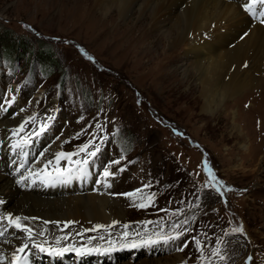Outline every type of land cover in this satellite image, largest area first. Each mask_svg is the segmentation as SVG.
Listing matches in <instances>:
<instances>
[{
	"label": "rangeland",
	"instance_id": "rangeland-1",
	"mask_svg": "<svg viewBox=\"0 0 264 264\" xmlns=\"http://www.w3.org/2000/svg\"><path fill=\"white\" fill-rule=\"evenodd\" d=\"M33 1L0 0V109L12 112L16 134L41 130L45 150L78 152L83 163L99 149L91 159L95 182L111 179L114 193L108 185L102 193L121 197L129 205L126 222L145 229L135 235L121 226L110 238L91 237V224L58 225V233L79 236L71 251L69 243L51 246L65 251L56 264H264V125H251L240 101L203 114L198 92L187 97L189 84L179 88V59L167 72L179 74L174 82L149 77L99 34L97 19L64 9L62 0ZM47 52L54 62H43ZM253 104L252 120L264 122V98ZM233 120L240 135L231 130ZM106 168L113 175L104 177ZM85 234L113 242L89 247ZM148 238L161 242L143 243ZM85 248L91 249L79 255L76 249ZM43 253L34 264H53Z\"/></svg>",
	"mask_w": 264,
	"mask_h": 264
},
{
	"label": "bare ground",
	"instance_id": "bare-ground-1",
	"mask_svg": "<svg viewBox=\"0 0 264 264\" xmlns=\"http://www.w3.org/2000/svg\"><path fill=\"white\" fill-rule=\"evenodd\" d=\"M27 1L34 3L33 0H21V3ZM42 1L54 5L58 0ZM248 3L251 0H62L64 9H78L88 18L97 19L99 34L106 35V40L122 49L149 77L156 78L160 74L165 81H172L173 77L176 80L179 74L173 76L167 72L179 59L178 64L182 63L179 88L189 84L190 89L184 93L187 97L198 92L203 114L211 117L240 101L245 117L251 119L247 121L255 127L264 125L261 120L253 121L250 115L255 107L253 103L264 98V27L261 26L264 17L253 16L245 10ZM256 11H264V7L257 5ZM263 112L262 108V117ZM12 115L0 109V132H3L0 134V264H15L24 256L28 264H34L35 257L46 252H40L35 245L57 247L63 242L69 243V249L71 244L77 243L79 233H73L75 238L69 233H58V225L72 228L91 224V237L104 234L111 238L121 226L131 229L135 235L145 231L126 222L129 205L122 204L121 197L102 193L105 185L109 187L108 193H114L111 179L95 182L90 155L84 158L88 161L83 167L85 171L80 173L76 168V173L67 180L81 161L75 163L78 159L72 156V162L61 158L57 164L60 152L51 147L45 150L41 130L16 134L19 125L8 123ZM233 116L235 119V114ZM230 127L240 135L241 129L235 120ZM22 135L24 138L20 137ZM30 140L33 142L28 144ZM39 149L44 150L39 153ZM241 149L247 152L249 148L243 145ZM37 153L41 154L38 158ZM57 169L58 175L49 176L48 172L54 173ZM25 177L27 179L21 183ZM9 216L18 219L21 227L9 223ZM97 225L105 227L97 228ZM150 231L156 233L155 229ZM90 236L83 237L89 247L102 240ZM111 241L106 238L99 245ZM25 244L27 248L22 255L17 250ZM90 249L76 250L80 255ZM55 257L50 259L53 264H56Z\"/></svg>",
	"mask_w": 264,
	"mask_h": 264
},
{
	"label": "snow or ice",
	"instance_id": "snow-or-ice-1",
	"mask_svg": "<svg viewBox=\"0 0 264 264\" xmlns=\"http://www.w3.org/2000/svg\"><path fill=\"white\" fill-rule=\"evenodd\" d=\"M257 5H260L262 7H264V0H251V3H248L245 5V8L246 10L251 13L253 16H256V15H259L260 17H264V11H260L259 13H257L256 11V6ZM262 23H264V19L261 20ZM22 127L21 126V130H22ZM90 145L86 144L84 145L82 148L79 149L80 152H83L85 151ZM96 151H99V149H96ZM96 151H93L91 153H89L90 156H95L96 155ZM79 153H57V164L59 163V160L61 158H64L66 160H68L69 162H72L71 161V158L72 156L74 155H78ZM75 163L79 164L80 161H75ZM84 164H87L88 161L87 160H84L83 161ZM113 163H120L119 160L117 161H113ZM47 167V165H46ZM122 170V169H121ZM57 171H59V169H57ZM104 177H108V176H111L113 175V173H111L107 168L104 170V173H103ZM209 175L211 177V179L214 181L216 180V177L212 174L211 170L209 169ZM24 179H27V177L23 178L20 182L23 183L24 182ZM219 190V189H218ZM222 194V193H221ZM125 195H128V196H131V197H134L136 195V193H127ZM0 203H2V201H0ZM140 207H144L145 205L141 204L139 205ZM8 220H9V223H13L15 224L16 227H21V225L19 224V221L18 219L17 220H13V218L11 216L8 217ZM115 223V222H114ZM97 228H101V227H105L104 225H97L96 226ZM125 227H127V225H125ZM178 227V225H177ZM25 231H28L30 232L31 230L30 229H24ZM237 231H240V229H237ZM0 235H2V233H0ZM125 235H127V233H125ZM178 238V237H177ZM161 240L160 239H152V238H148L147 240H145L143 243L145 244H156V243H160ZM166 242V240H165ZM196 244L199 245L200 244V241L199 240H196ZM133 247H139L140 245L138 244H135L133 243L132 245ZM186 246V245H185ZM35 247H38L41 251H46L47 249H45L43 246L41 245H35ZM27 248V245L25 244L24 246L20 247L17 251L19 253H23L25 251V249ZM182 250V249H180ZM51 254H54V255H62V251L57 249V250H53ZM82 254V253H81ZM223 258V257H222ZM14 259H17L16 255L14 254ZM26 259V258H25Z\"/></svg>",
	"mask_w": 264,
	"mask_h": 264
},
{
	"label": "trees",
	"instance_id": "trees-1",
	"mask_svg": "<svg viewBox=\"0 0 264 264\" xmlns=\"http://www.w3.org/2000/svg\"><path fill=\"white\" fill-rule=\"evenodd\" d=\"M38 48H40L39 50H42V49H44V51H46V46H40V47H38ZM11 51V50H10ZM10 51H9V53H10ZM9 53L6 55V57H7V61H8V63H10L11 61H13V57H11L10 55H9ZM47 53H49V52H47ZM50 54V53H49ZM27 56H32V53H30V52H27V54H26ZM50 57V59L48 58L47 59V57H43V62H54L55 60L53 59V58H51V54L49 55Z\"/></svg>",
	"mask_w": 264,
	"mask_h": 264
}]
</instances>
